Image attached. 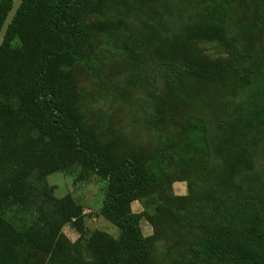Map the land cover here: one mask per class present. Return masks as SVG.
Returning a JSON list of instances; mask_svg holds the SVG:
<instances>
[{"label": "rangeland", "instance_id": "rangeland-1", "mask_svg": "<svg viewBox=\"0 0 264 264\" xmlns=\"http://www.w3.org/2000/svg\"><path fill=\"white\" fill-rule=\"evenodd\" d=\"M98 2L70 8L90 40L72 66L52 71L73 75L80 124L116 159L143 164L150 185L129 211L140 216L148 264H238L207 259L203 241L264 232V0ZM102 20L116 25L95 29ZM187 59L221 65L210 82ZM30 181L69 194L84 232L63 223L49 251H9L0 238V264H95L91 234H119L101 211L107 180L76 165L44 178L36 169ZM39 203L6 210V227L37 222Z\"/></svg>", "mask_w": 264, "mask_h": 264}, {"label": "trees", "instance_id": "trees-1", "mask_svg": "<svg viewBox=\"0 0 264 264\" xmlns=\"http://www.w3.org/2000/svg\"><path fill=\"white\" fill-rule=\"evenodd\" d=\"M12 1L2 0L0 27ZM81 1L22 0L0 44V238L9 251L17 245L49 251L63 223L83 233L82 209L69 194L57 198L46 182L36 186L30 181L36 169L44 178L78 165L107 180L101 211L119 230L117 238L102 230L91 234L87 246L95 264H148L140 216L129 211L130 203L150 185L143 164L138 158L116 159L90 127L80 124L70 112L75 103L73 75L52 71L54 65L72 66L89 43L91 31L68 13ZM93 25L104 31L116 23L102 20ZM187 62L193 75L210 82L221 65ZM34 199L40 200L37 222L7 228L5 211L26 207ZM203 253L209 260L264 264V232L245 237L212 233L203 241Z\"/></svg>", "mask_w": 264, "mask_h": 264}, {"label": "water", "instance_id": "water-1", "mask_svg": "<svg viewBox=\"0 0 264 264\" xmlns=\"http://www.w3.org/2000/svg\"><path fill=\"white\" fill-rule=\"evenodd\" d=\"M22 0H13L11 3V6L9 10L7 11V14L2 22V25L0 27V44L6 34V31L8 29V26L10 22L12 21L13 17L15 16Z\"/></svg>", "mask_w": 264, "mask_h": 264}]
</instances>
